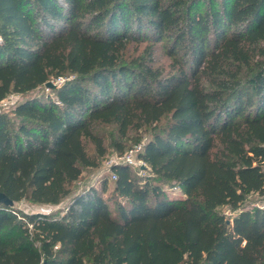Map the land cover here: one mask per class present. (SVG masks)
Returning a JSON list of instances; mask_svg holds the SVG:
<instances>
[{
	"label": "trees",
	"instance_id": "obj_1",
	"mask_svg": "<svg viewBox=\"0 0 264 264\" xmlns=\"http://www.w3.org/2000/svg\"><path fill=\"white\" fill-rule=\"evenodd\" d=\"M163 39L188 68L125 55ZM60 76L0 112V192L58 205L106 153L97 122L152 126L150 176L112 167L114 215L92 186L62 212L0 203V264H264V203L243 207L264 195V0H0V101Z\"/></svg>",
	"mask_w": 264,
	"mask_h": 264
},
{
	"label": "rangeland",
	"instance_id": "obj_2",
	"mask_svg": "<svg viewBox=\"0 0 264 264\" xmlns=\"http://www.w3.org/2000/svg\"><path fill=\"white\" fill-rule=\"evenodd\" d=\"M169 47L170 41H165V39L161 41L145 40L128 44L125 50V55L128 58H132L138 57L143 52H145V58H147V61L151 63V66L153 68H158L164 76L177 73L180 65H184L186 68H188L190 66L188 56L183 54V52H180L178 55H173L170 53ZM149 53L151 54V61L148 60ZM58 78L64 79V76L53 77L50 79V82L56 84ZM202 83L207 88H211L209 87L208 82L205 79H202ZM47 93L52 94L53 92L46 85H41L37 89L24 95H16L15 93H11L5 98V104H0V112L8 114L11 119H14L15 117L13 114V109L16 102L33 96H45ZM165 122L166 120L163 119L161 121V124H164ZM151 130L152 126H143L138 130L130 129L125 136H120L116 130L115 125L98 122L95 123L94 131L103 138V142L106 147V153L98 159L97 166L83 167L82 173L80 174L78 179L70 184L71 194L68 197L64 198L58 205L37 204L30 203L28 201H19L15 202L14 206L20 208L24 212H58L59 210L62 212L74 193L92 186L94 188L100 189L102 196L108 201L112 215L116 214L117 205L122 200V197L114 191V179L112 177L113 172L109 171L105 167L104 161L110 156L122 154L127 148L131 147L132 145L146 141L150 137ZM114 141L123 146L122 150L118 149L113 144ZM87 150L92 154L95 152L92 143H87ZM129 167L132 175L139 181H142L146 176H150V169L146 163L138 162L137 165H132ZM104 182H106L105 189H101ZM165 188L168 192H172L176 196H182L181 190L178 188ZM263 203L264 195L253 193L247 197L243 204V207L251 208ZM217 211L223 213L227 218H230L236 210H231L228 206H219L217 207Z\"/></svg>",
	"mask_w": 264,
	"mask_h": 264
},
{
	"label": "built area",
	"instance_id": "obj_3",
	"mask_svg": "<svg viewBox=\"0 0 264 264\" xmlns=\"http://www.w3.org/2000/svg\"><path fill=\"white\" fill-rule=\"evenodd\" d=\"M64 79L58 78L57 84L63 82ZM10 95V94H9ZM18 95V94H16ZM6 98V97H5ZM0 101V104H5L6 99ZM143 142L132 145L127 148L122 154H118L115 156H110L108 159L104 161L105 167L111 171L112 167L116 164H125L128 166L137 165L138 162L145 163L139 156V154L143 151ZM112 172V171H111ZM113 179L116 178L115 174L112 173Z\"/></svg>",
	"mask_w": 264,
	"mask_h": 264
},
{
	"label": "water",
	"instance_id": "obj_4",
	"mask_svg": "<svg viewBox=\"0 0 264 264\" xmlns=\"http://www.w3.org/2000/svg\"><path fill=\"white\" fill-rule=\"evenodd\" d=\"M45 85L48 87H51L53 86V83L48 81L45 83ZM0 203L4 205H10V206L14 204V202L9 197H7V195L3 192H0Z\"/></svg>",
	"mask_w": 264,
	"mask_h": 264
}]
</instances>
